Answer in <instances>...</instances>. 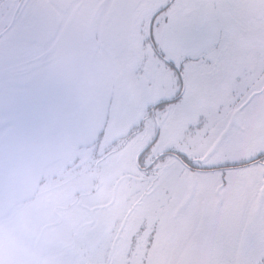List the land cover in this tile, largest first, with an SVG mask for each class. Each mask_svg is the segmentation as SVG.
<instances>
[{"label": "flooded vegetation", "instance_id": "flooded-vegetation-1", "mask_svg": "<svg viewBox=\"0 0 264 264\" xmlns=\"http://www.w3.org/2000/svg\"><path fill=\"white\" fill-rule=\"evenodd\" d=\"M250 1L0 0V264H114L126 254L111 238L120 182L155 189L168 160L192 177L263 164L264 151L201 165L176 145L180 135L185 146L181 133L193 122L209 121L208 147L218 112L236 120L248 112H229L213 87L238 70L244 79L251 60L242 55L264 40ZM129 10L131 23L112 27ZM104 89L101 129L70 160ZM258 97L264 89L245 108ZM166 247L144 255L177 262Z\"/></svg>", "mask_w": 264, "mask_h": 264}, {"label": "rangeland", "instance_id": "rangeland-1", "mask_svg": "<svg viewBox=\"0 0 264 264\" xmlns=\"http://www.w3.org/2000/svg\"><path fill=\"white\" fill-rule=\"evenodd\" d=\"M130 4L123 6L130 8ZM129 13L130 10L124 12L123 19L113 21L112 27L131 23ZM255 46L251 56L242 55L244 60H251L245 64L248 67L244 70L245 80L238 70L237 78L213 87L216 100L230 101L229 112H248L238 120L234 115L229 118V114L218 112L213 143L209 141L208 147L205 139L210 135V122H193L181 133L186 138L185 146L180 135L176 136V145H181L178 149L188 159H200L201 165L221 166L239 164L263 154L264 100L255 98L245 108L264 89L255 90L256 85H251L255 80L257 86L264 84V40ZM167 167L158 187L152 190L148 189L149 182L122 181L109 186L121 185L119 193L123 201L111 238L117 239L116 248L124 247L126 254L114 264H126V260L129 264H154L150 257L157 254L148 256L144 252L156 251L162 244L170 252L175 249L177 262L166 257L155 264H263L264 162L250 169L199 177L184 175L170 160ZM110 213L117 217L115 206ZM171 232L174 238H167Z\"/></svg>", "mask_w": 264, "mask_h": 264}, {"label": "water", "instance_id": "water-1", "mask_svg": "<svg viewBox=\"0 0 264 264\" xmlns=\"http://www.w3.org/2000/svg\"><path fill=\"white\" fill-rule=\"evenodd\" d=\"M250 4H251V11H252L254 19L256 21L261 20L264 17V0H251ZM57 45L60 46L58 42H57ZM116 50H118V48ZM116 55H118V51H116ZM58 59L59 57L56 58L55 61ZM109 99H110V96L108 95V92L106 91V89H104L102 101L100 104H97L96 109H94V112L96 113L95 115H97V119L95 120V122H92L93 119L91 118V115L93 114L92 113L93 111L91 110L87 115L88 118L85 120V122L87 121L89 124L91 123H94V124H92L91 126L81 127L83 129L82 130L84 134L83 137L86 140L81 141L80 143L76 142L67 149L68 157L70 160L74 158V156L76 155L77 149L79 147L89 145L94 139H96V136L101 129L100 127L101 123L105 119V113L108 109L107 105L109 103Z\"/></svg>", "mask_w": 264, "mask_h": 264}]
</instances>
